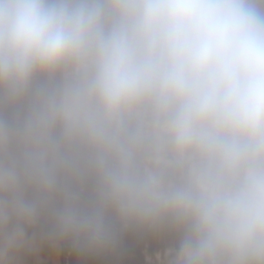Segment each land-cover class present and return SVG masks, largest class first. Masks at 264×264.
Listing matches in <instances>:
<instances>
[{
	"label": "clouds",
	"instance_id": "clouds-1",
	"mask_svg": "<svg viewBox=\"0 0 264 264\" xmlns=\"http://www.w3.org/2000/svg\"><path fill=\"white\" fill-rule=\"evenodd\" d=\"M37 234L264 264V0H0V264Z\"/></svg>",
	"mask_w": 264,
	"mask_h": 264
},
{
	"label": "crops",
	"instance_id": "crops-1",
	"mask_svg": "<svg viewBox=\"0 0 264 264\" xmlns=\"http://www.w3.org/2000/svg\"><path fill=\"white\" fill-rule=\"evenodd\" d=\"M20 259L22 264H64L60 249L39 241L35 249L22 253Z\"/></svg>",
	"mask_w": 264,
	"mask_h": 264
},
{
	"label": "rangeland",
	"instance_id": "rangeland-1",
	"mask_svg": "<svg viewBox=\"0 0 264 264\" xmlns=\"http://www.w3.org/2000/svg\"><path fill=\"white\" fill-rule=\"evenodd\" d=\"M37 241H40L39 234H37ZM60 254L64 264H107V262L111 259L80 256L71 252L68 248L60 249ZM130 259L135 262L139 261L141 257L139 255H135L130 257Z\"/></svg>",
	"mask_w": 264,
	"mask_h": 264
}]
</instances>
